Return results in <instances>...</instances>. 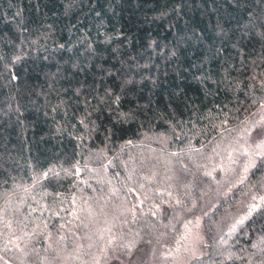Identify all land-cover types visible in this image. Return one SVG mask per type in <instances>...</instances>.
<instances>
[{
  "label": "trees",
  "instance_id": "obj_1",
  "mask_svg": "<svg viewBox=\"0 0 264 264\" xmlns=\"http://www.w3.org/2000/svg\"><path fill=\"white\" fill-rule=\"evenodd\" d=\"M264 0H0V264H264Z\"/></svg>",
  "mask_w": 264,
  "mask_h": 264
},
{
  "label": "rangeland",
  "instance_id": "obj_2",
  "mask_svg": "<svg viewBox=\"0 0 264 264\" xmlns=\"http://www.w3.org/2000/svg\"><path fill=\"white\" fill-rule=\"evenodd\" d=\"M243 148L242 164L237 171L247 176L264 154V119L252 127ZM206 251L202 216L195 217L186 222L174 248L159 264H191L203 257Z\"/></svg>",
  "mask_w": 264,
  "mask_h": 264
}]
</instances>
